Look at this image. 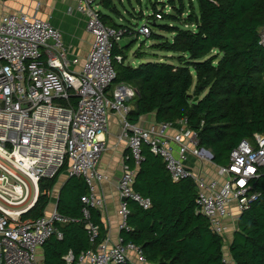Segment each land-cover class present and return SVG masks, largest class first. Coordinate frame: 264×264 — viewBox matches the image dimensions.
Returning <instances> with one entry per match:
<instances>
[{"label": "built area", "instance_id": "obj_1", "mask_svg": "<svg viewBox=\"0 0 264 264\" xmlns=\"http://www.w3.org/2000/svg\"><path fill=\"white\" fill-rule=\"evenodd\" d=\"M76 10L87 18L92 43L83 64L74 70L78 59L67 58L59 32L47 21L23 12L0 18V264H37L36 255L44 243L54 235L62 239L57 225L68 220L56 210L35 220L21 218L34 206L41 180L65 169L68 177L86 182L89 194L81 199L86 207L101 208L95 184L104 179L97 164L106 147L100 137L108 131L110 112L121 117L120 139L134 164V168L122 165L117 186L121 199L137 202L143 209L151 207L148 198L133 190L145 143L161 159L172 181L191 178L195 182L196 203L211 230L223 237L233 233L238 217L260 196L253 183L264 173V134L242 140L230 152L227 164L217 166L184 121L176 123L172 133L169 130L175 124L153 123L146 128L130 124L125 102L135 91L113 84V47L123 31L102 23L94 0H77ZM156 19L160 20L158 14ZM136 31L149 35L146 23ZM189 154L208 164L214 177L203 178L188 170ZM127 201L117 210L120 231L128 229ZM83 213L88 220V208ZM85 229L91 244L96 243L98 226L88 222ZM131 253L136 254V264L146 263L141 251L120 237L111 245L100 242L76 259L69 252L65 260L68 264H125Z\"/></svg>", "mask_w": 264, "mask_h": 264}, {"label": "trees", "instance_id": "obj_2", "mask_svg": "<svg viewBox=\"0 0 264 264\" xmlns=\"http://www.w3.org/2000/svg\"><path fill=\"white\" fill-rule=\"evenodd\" d=\"M117 1L94 0L102 23L121 29L122 38L132 37L135 44L137 26L129 20L118 25L114 20L123 17ZM160 6L154 2L151 14L145 16L140 10L134 18L145 19L146 38L152 42L151 49L165 54L161 59L141 62L144 53L138 51L135 63H139L134 65L128 62L133 41L113 47V84L136 91L127 121L137 124L150 115L155 123L184 121L196 132L198 146L211 152L213 163L224 166L242 140L264 134V0H165ZM141 152L133 190L148 198L151 207L143 209L127 201L123 241L133 243L149 264H227L223 253L227 236L214 233L200 213L195 182L191 178L172 181L147 144ZM125 163L132 165L129 155ZM63 171L39 182L38 198L22 220L43 217ZM253 185L260 196L236 222L228 246L233 264H264V173ZM87 194L88 186L79 177H69L61 187L56 211L68 222L57 225L62 239L51 236L42 246L43 264H68L69 252L76 259L102 241L105 229L98 213L81 201ZM88 222L99 228L94 244L85 229Z\"/></svg>", "mask_w": 264, "mask_h": 264}, {"label": "crops", "instance_id": "obj_3", "mask_svg": "<svg viewBox=\"0 0 264 264\" xmlns=\"http://www.w3.org/2000/svg\"><path fill=\"white\" fill-rule=\"evenodd\" d=\"M76 8L77 0H0V18L5 14L23 12L27 14H36L40 19L47 21L55 30L59 32L62 43L66 49L67 58L69 60L78 59V66L72 67L74 70L81 67L92 43V37L86 30L87 18L85 15L78 12ZM133 40L134 38L131 41ZM137 63L132 64L137 65ZM125 86L133 89L131 86ZM134 97L125 102L129 108H131V102L134 100ZM153 123H155L154 117L150 115L141 117L139 122L133 125L146 128ZM174 124L175 125H173L169 130L170 133L175 132V127H178L176 126V123ZM121 133V117L115 112H110L108 116V131L105 135L101 136V138L105 140L106 147L97 164V171L104 176V179L95 184V196L102 201V206L98 209L94 208L100 217V222L103 225V228L105 229V234L101 242H106L109 245L115 243L117 238H122L120 236L122 230L120 231L118 228L119 218L117 216V210L121 203V197L117 186L122 173V165L128 158L129 150L127 149L125 141L120 139ZM129 166L134 168L133 162L132 165L129 164ZM186 166L193 174H198L203 178L214 177L212 168H210L208 164L198 162L191 154H189ZM68 178L66 170L64 169L58 177V181L51 192V201L46 208L45 214L57 209L58 191L61 190V187L68 180ZM52 200H54L53 203ZM233 228H235V225ZM230 233L231 235H228L226 239V243L228 244L223 248L224 260H226L227 264L231 261L229 252H227L228 246L231 242V238L229 240L228 238L230 236L232 237L233 234L232 232ZM36 261L37 264H43L42 248L36 255ZM128 263H137L136 254H129ZM230 263L233 264V262ZM145 264L149 263L146 262Z\"/></svg>", "mask_w": 264, "mask_h": 264}, {"label": "rangeland", "instance_id": "obj_4", "mask_svg": "<svg viewBox=\"0 0 264 264\" xmlns=\"http://www.w3.org/2000/svg\"><path fill=\"white\" fill-rule=\"evenodd\" d=\"M121 3L119 2V0L117 1L118 3V8L120 10V13L122 14L123 17L118 18L115 17L114 20L115 22L119 25V24H126V20L131 21V23L135 26L141 27L142 25L145 24V19L140 20L138 18H134V15L136 13H138L140 10L145 14V16L151 14V4L155 2V6L157 5V8L160 9V3L164 2L165 0H120ZM186 3V2H185ZM165 10L166 12H171V8H169V6L165 5ZM138 15V14H137ZM151 28L152 31L154 30V27L152 25L149 26ZM264 34V31H263ZM167 37H170L169 35H165ZM136 37V43L134 44L133 42V47L129 50L128 52V62L129 63H135L136 61H139L135 58V54H137L138 51L143 52V60L141 62H146V61H154L157 59H161L162 56H164L165 54H162L160 52H156L153 49H151V45L152 42L149 41L146 37L147 36H143V35H135ZM133 38L132 37H125L122 38L119 42L120 45H125L127 44L129 41H131ZM153 54H157L156 57L153 56ZM56 192V191H55ZM54 196L56 197V195L54 194ZM54 202V200H52V203ZM228 235H231V233H227V237ZM231 238V236L228 238V240ZM225 243H226V239H225ZM228 243L225 244V247ZM228 252V249H227ZM228 257V256H227ZM232 262V261H230ZM228 263V264H232V263Z\"/></svg>", "mask_w": 264, "mask_h": 264}, {"label": "water", "instance_id": "obj_5", "mask_svg": "<svg viewBox=\"0 0 264 264\" xmlns=\"http://www.w3.org/2000/svg\"><path fill=\"white\" fill-rule=\"evenodd\" d=\"M211 159L213 160V157H211ZM59 192H60V191H58L57 198H59ZM126 201H127V200H126L125 198H122V199H121V203H124V202H126ZM57 202H58V199H57ZM32 207H33V206H32ZM32 207H31V208H32ZM31 208H30V209H31ZM30 209H28V211H30ZM239 218H240V217H238V219H239Z\"/></svg>", "mask_w": 264, "mask_h": 264}, {"label": "bare ground", "instance_id": "obj_6", "mask_svg": "<svg viewBox=\"0 0 264 264\" xmlns=\"http://www.w3.org/2000/svg\"><path fill=\"white\" fill-rule=\"evenodd\" d=\"M101 138V137H100Z\"/></svg>", "mask_w": 264, "mask_h": 264}]
</instances>
